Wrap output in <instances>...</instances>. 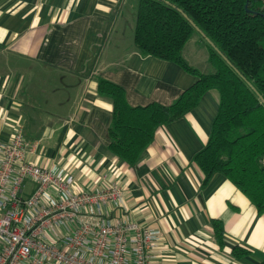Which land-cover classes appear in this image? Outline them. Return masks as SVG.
I'll list each match as a JSON object with an SVG mask.
<instances>
[{
    "label": "crops",
    "instance_id": "obj_1",
    "mask_svg": "<svg viewBox=\"0 0 264 264\" xmlns=\"http://www.w3.org/2000/svg\"><path fill=\"white\" fill-rule=\"evenodd\" d=\"M135 5L0 0V138L21 127L32 149L28 160L69 166L88 185L103 173L122 183L131 217L161 230L152 264H257L264 256V212L220 173L203 184L192 160L207 141L216 89L159 126L134 166L107 149L112 101L97 93L98 76L123 86L131 105L168 104L196 79L135 48ZM183 55L189 59L184 49ZM211 219L223 223L221 244ZM235 245L249 252L234 257Z\"/></svg>",
    "mask_w": 264,
    "mask_h": 264
},
{
    "label": "trees",
    "instance_id": "obj_2",
    "mask_svg": "<svg viewBox=\"0 0 264 264\" xmlns=\"http://www.w3.org/2000/svg\"><path fill=\"white\" fill-rule=\"evenodd\" d=\"M135 48L143 55L175 62L195 81L170 103L131 105L125 89L98 76L97 93L112 101L107 149L129 166L146 152L155 130L183 117L209 89L218 92V107L203 147L192 160L205 184L220 173L264 212V0H136ZM247 2L246 10L245 3ZM198 27L211 41L204 72L183 55ZM222 243L223 223L211 219ZM249 252L235 245L232 255ZM257 264H264V256Z\"/></svg>",
    "mask_w": 264,
    "mask_h": 264
},
{
    "label": "built area",
    "instance_id": "obj_3",
    "mask_svg": "<svg viewBox=\"0 0 264 264\" xmlns=\"http://www.w3.org/2000/svg\"><path fill=\"white\" fill-rule=\"evenodd\" d=\"M30 151L21 127L0 138V264H152L161 230L131 217L122 183H82Z\"/></svg>",
    "mask_w": 264,
    "mask_h": 264
},
{
    "label": "rangeland",
    "instance_id": "obj_4",
    "mask_svg": "<svg viewBox=\"0 0 264 264\" xmlns=\"http://www.w3.org/2000/svg\"><path fill=\"white\" fill-rule=\"evenodd\" d=\"M198 32L199 31L195 28L192 38L189 39L185 45L184 53L192 61H188L189 59H187L190 64L196 66L201 71L211 72L213 71V67L207 61V55L208 46H211L212 44L207 39L200 37L201 33ZM33 187V183L27 181L25 183L23 195H27L33 189Z\"/></svg>",
    "mask_w": 264,
    "mask_h": 264
},
{
    "label": "water",
    "instance_id": "obj_5",
    "mask_svg": "<svg viewBox=\"0 0 264 264\" xmlns=\"http://www.w3.org/2000/svg\"><path fill=\"white\" fill-rule=\"evenodd\" d=\"M245 7H246V10H248V8H247V2L245 3ZM204 37H205V39H207L208 41H210L204 34H203V32L198 28V27H195ZM210 43H211V41H210Z\"/></svg>",
    "mask_w": 264,
    "mask_h": 264
}]
</instances>
